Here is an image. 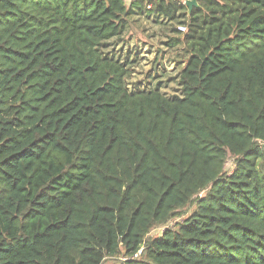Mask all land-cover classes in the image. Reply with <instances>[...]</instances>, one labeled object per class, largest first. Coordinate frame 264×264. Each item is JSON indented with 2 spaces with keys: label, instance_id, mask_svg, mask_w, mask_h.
I'll return each instance as SVG.
<instances>
[{
  "label": "trees",
  "instance_id": "obj_1",
  "mask_svg": "<svg viewBox=\"0 0 264 264\" xmlns=\"http://www.w3.org/2000/svg\"><path fill=\"white\" fill-rule=\"evenodd\" d=\"M179 1L0 0V264H264V0ZM135 14L185 19L177 93Z\"/></svg>",
  "mask_w": 264,
  "mask_h": 264
},
{
  "label": "rangeland",
  "instance_id": "obj_2",
  "mask_svg": "<svg viewBox=\"0 0 264 264\" xmlns=\"http://www.w3.org/2000/svg\"><path fill=\"white\" fill-rule=\"evenodd\" d=\"M129 1V0H128ZM128 31L121 39H115L114 50L124 52L129 51L131 57L137 54L139 63L134 67L128 82L132 89L135 83L140 82L146 86L151 82L152 78L157 80H170L169 84L163 87L165 93L172 95L178 91V81L172 80L182 67L183 60L187 54L186 49L181 44L170 46L168 41L171 37H181V33L173 32L172 28L177 25L186 23L184 18L166 21L165 23H156L151 20H145L143 17L132 16ZM134 57V56H133ZM152 84L147 87L151 88ZM233 160L228 161L227 167L233 168ZM187 214L189 209H187ZM186 214V215H187ZM185 215V216H186ZM185 216H177L167 225L157 226L151 232L150 236H157L167 226L175 225L177 221H181ZM118 260H107L105 264H114Z\"/></svg>",
  "mask_w": 264,
  "mask_h": 264
},
{
  "label": "built area",
  "instance_id": "obj_3",
  "mask_svg": "<svg viewBox=\"0 0 264 264\" xmlns=\"http://www.w3.org/2000/svg\"><path fill=\"white\" fill-rule=\"evenodd\" d=\"M186 1L187 0H180L179 1V3L180 4H184L185 6H186ZM151 5H149V7H150ZM187 7V6H186ZM187 29H188V26H187V24L186 23H182V24H179V25H177V30L179 31V32H182V33H185L186 31H187Z\"/></svg>",
  "mask_w": 264,
  "mask_h": 264
},
{
  "label": "water",
  "instance_id": "obj_4",
  "mask_svg": "<svg viewBox=\"0 0 264 264\" xmlns=\"http://www.w3.org/2000/svg\"><path fill=\"white\" fill-rule=\"evenodd\" d=\"M185 4L188 7L189 11H191L196 6H199L198 0H187Z\"/></svg>",
  "mask_w": 264,
  "mask_h": 264
},
{
  "label": "crops",
  "instance_id": "obj_5",
  "mask_svg": "<svg viewBox=\"0 0 264 264\" xmlns=\"http://www.w3.org/2000/svg\"><path fill=\"white\" fill-rule=\"evenodd\" d=\"M149 5H151V4H149ZM149 5H148V6H149ZM187 8H188V7H187ZM143 14H144V15H147V13H146L145 11H144ZM137 15H138V14H135V16H137ZM138 17H139V16H138ZM133 56H134V57H137V54H136V55H133ZM133 56H132L131 58H134ZM137 58H138V57H137Z\"/></svg>",
  "mask_w": 264,
  "mask_h": 264
}]
</instances>
